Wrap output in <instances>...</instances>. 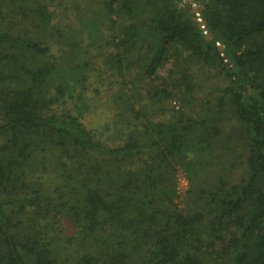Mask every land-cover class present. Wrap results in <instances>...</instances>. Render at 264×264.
<instances>
[{"label":"trees","instance_id":"1","mask_svg":"<svg viewBox=\"0 0 264 264\" xmlns=\"http://www.w3.org/2000/svg\"><path fill=\"white\" fill-rule=\"evenodd\" d=\"M182 1L105 0L111 66L148 87L104 131L62 106L75 62L1 25L0 264H264V0Z\"/></svg>","mask_w":264,"mask_h":264},{"label":"rangeland","instance_id":"2","mask_svg":"<svg viewBox=\"0 0 264 264\" xmlns=\"http://www.w3.org/2000/svg\"><path fill=\"white\" fill-rule=\"evenodd\" d=\"M26 2L27 5H40L51 14L47 30L33 25L34 23L24 15L23 8L27 7ZM182 3L199 8L198 4L196 5L191 0H183ZM2 24L4 28L10 27L11 24V30L14 33H28L33 38L32 40L48 46L51 59H62L70 65V60L75 62L72 71H75V74L73 73L74 86L78 87L79 93L74 92L72 95L67 93L65 96L67 103L62 106L71 108L73 112H76V104L80 106L88 128L96 127L101 130L104 123L110 121L113 111L115 113L119 105L127 110L126 114H131V108H126V101L129 98L132 107H135L137 102L131 97L129 81L142 84L143 79H135L138 71L132 75L127 73L124 67L122 71L120 67H112L116 62L117 51L111 40L113 33L109 29L106 17L105 0H25V2L0 0V28ZM170 67L171 59L165 62L158 75L165 76L166 70ZM66 68L63 67V69ZM84 75L87 77H83ZM146 86L148 87L146 82L141 85L143 89L138 86L140 95L146 92L144 89ZM170 101L171 105L178 103L177 100H164L169 109ZM180 106L181 104L178 103L175 108H180ZM58 107L61 105H55L53 109L57 110ZM100 121L103 123L101 124ZM232 135L233 138L237 136L235 131ZM176 169L174 175L178 195L176 201L182 206L185 203L189 181L182 165L177 164ZM50 171L52 172L51 169ZM54 177L55 174L52 173L47 178L52 181ZM62 225L65 228L69 227L66 219H62Z\"/></svg>","mask_w":264,"mask_h":264},{"label":"water","instance_id":"3","mask_svg":"<svg viewBox=\"0 0 264 264\" xmlns=\"http://www.w3.org/2000/svg\"><path fill=\"white\" fill-rule=\"evenodd\" d=\"M181 5H184L183 3H181ZM185 7L187 9H190V12H192L193 14H195L196 16L198 15V8L195 6H192L191 4H186ZM196 21L199 22V27L203 28L204 27V22H201L197 17L194 18ZM210 35L207 36V38H209ZM223 46H219V50H222Z\"/></svg>","mask_w":264,"mask_h":264},{"label":"built area","instance_id":"4","mask_svg":"<svg viewBox=\"0 0 264 264\" xmlns=\"http://www.w3.org/2000/svg\"><path fill=\"white\" fill-rule=\"evenodd\" d=\"M199 15V14H198ZM197 15V16H198ZM200 21H201V19L200 18H198ZM203 29V33H206V30L204 29V27L202 28Z\"/></svg>","mask_w":264,"mask_h":264},{"label":"clouds","instance_id":"5","mask_svg":"<svg viewBox=\"0 0 264 264\" xmlns=\"http://www.w3.org/2000/svg\"><path fill=\"white\" fill-rule=\"evenodd\" d=\"M202 22V21H201Z\"/></svg>","mask_w":264,"mask_h":264}]
</instances>
